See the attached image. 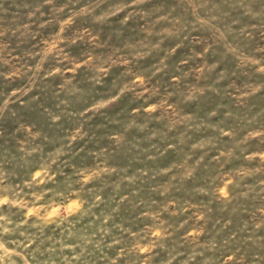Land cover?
<instances>
[{
  "label": "clouds",
  "instance_id": "9594fccd",
  "mask_svg": "<svg viewBox=\"0 0 264 264\" xmlns=\"http://www.w3.org/2000/svg\"><path fill=\"white\" fill-rule=\"evenodd\" d=\"M130 22L148 45L101 54ZM0 141V264H264V0H0Z\"/></svg>",
  "mask_w": 264,
  "mask_h": 264
},
{
  "label": "rangeland",
  "instance_id": "374dc122",
  "mask_svg": "<svg viewBox=\"0 0 264 264\" xmlns=\"http://www.w3.org/2000/svg\"><path fill=\"white\" fill-rule=\"evenodd\" d=\"M141 26L142 25H137L134 22H130L129 28L124 30V36L120 40H117L114 37L112 39V41L109 42L107 40L106 36L101 37V40L104 41V44H105V51L101 54H103L105 56L113 55L114 57L117 54H119L120 56H125V55H128L131 50L143 48L146 45H148V41L145 40V38H144V33L139 31ZM133 27H135L137 29V31L133 32V31L129 30ZM105 31H108V30L106 29ZM188 43H189L188 41H185V44H188ZM74 51H75V49H74ZM197 51H202V49L198 48ZM183 55H185V56L188 55V48L187 47H185L183 49ZM221 55L222 54L219 52V50H217L216 61L209 60V63L217 62L220 59ZM180 58H181V53H177V55L172 58L173 68L175 67V64L180 60ZM188 63H189V65H191L192 61L189 60ZM200 63L202 64L204 62L200 61ZM149 67H150V65H146L141 70L147 71ZM184 70H187V69H184ZM177 75H179V73H177ZM114 77L116 79L121 78L120 77V70L114 71ZM151 84H152L153 88L159 89L161 94H164V88L165 87H168V88L172 87L170 80H168L166 78L153 79L151 81ZM210 103H213L217 108H221L223 106H226L229 103V100L227 98H225L223 100V104H221L220 98L217 97V98H214L212 101H210ZM137 106H138L137 103L131 97H129V99L125 103V105L115 115L117 117L121 118V121H120L121 123H126V117H127V113L130 110V107H137ZM205 109H206V105H202L201 111L199 113V116L201 119H203V117L206 115ZM30 115L33 119L36 118L35 113H32ZM188 115H193V114L189 113ZM157 118H161V117H157ZM150 127L152 129H156L159 126L156 124H151ZM96 129H99V130H96ZM110 130L111 129L107 128L106 125L97 124L94 126V131L92 133V137L96 138V140H99L101 143H106V141L104 140V137H105L107 131H110ZM134 136H135V133L129 134L130 139H132ZM94 142H95L94 140L89 139L85 143L88 145L89 148H92V147H94ZM3 143H4L3 141H0V145H2ZM144 146L148 147V145H144ZM97 151H98V149H97ZM162 159L165 162H167V157H162ZM180 159H181V157L178 156L172 160V163L179 164ZM73 163L74 164L80 163L79 157H77L73 161ZM206 163H207V161H206ZM131 167H133V163H132L131 158H129L128 163L124 165L123 170L127 171ZM219 167L220 166H217L214 163L208 165L207 170L201 171L199 179L201 181H203V180H206L208 178V176H210V175L218 174ZM232 170H233L232 167L229 165L227 167L226 174H227V172H231ZM66 171H67L68 175H72L71 168L69 166H66ZM158 183L163 188L169 187V184L167 183V178L162 177L158 181ZM135 191L139 192L141 197L150 195L148 188L146 186H143V185L140 188L135 189ZM111 195L112 194L110 192L107 193V197L109 199H111ZM173 200L182 201L185 205H190L192 209L213 207V204H214V202L210 199L196 198L195 192L193 191V188L191 186H182V187H178L177 189H175V195L173 196ZM152 203L160 204L161 207L159 209H157V211L160 212L163 216H165V217L167 216V213L163 212L164 204L162 201L154 200V201H152ZM244 210L247 211V208H245ZM215 211L217 212V215H219L221 212H223V209H221L219 206H216ZM192 215H193V212L189 211L186 215H184L183 217L180 218V222L183 223L185 221H190ZM124 218L130 219V217L127 215ZM211 227H215V224L211 225Z\"/></svg>",
  "mask_w": 264,
  "mask_h": 264
}]
</instances>
